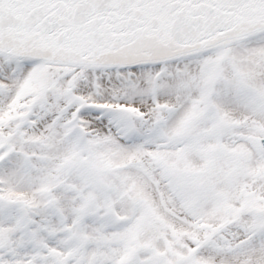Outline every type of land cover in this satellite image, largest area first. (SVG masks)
Segmentation results:
<instances>
[{"label": "snow or ice", "instance_id": "1", "mask_svg": "<svg viewBox=\"0 0 264 264\" xmlns=\"http://www.w3.org/2000/svg\"><path fill=\"white\" fill-rule=\"evenodd\" d=\"M0 264H264V0H0Z\"/></svg>", "mask_w": 264, "mask_h": 264}]
</instances>
